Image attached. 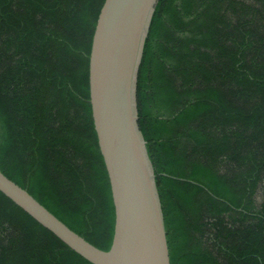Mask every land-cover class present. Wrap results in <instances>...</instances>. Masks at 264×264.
I'll return each instance as SVG.
<instances>
[{
	"label": "trees",
	"instance_id": "1",
	"mask_svg": "<svg viewBox=\"0 0 264 264\" xmlns=\"http://www.w3.org/2000/svg\"><path fill=\"white\" fill-rule=\"evenodd\" d=\"M104 1L0 0V168L108 250L89 84ZM137 106L171 264H264V0H159ZM0 264L93 263L0 191Z\"/></svg>",
	"mask_w": 264,
	"mask_h": 264
},
{
	"label": "water",
	"instance_id": "2",
	"mask_svg": "<svg viewBox=\"0 0 264 264\" xmlns=\"http://www.w3.org/2000/svg\"><path fill=\"white\" fill-rule=\"evenodd\" d=\"M159 0H105L89 62L90 102L115 226L108 250L71 229L0 168V191L93 264H171L164 213L139 125L137 80Z\"/></svg>",
	"mask_w": 264,
	"mask_h": 264
}]
</instances>
